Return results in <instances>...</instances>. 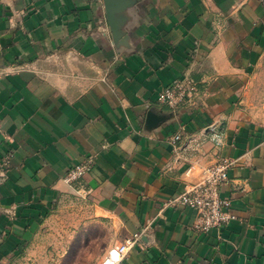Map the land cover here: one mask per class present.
<instances>
[{
	"label": "crops",
	"instance_id": "0c3cea01",
	"mask_svg": "<svg viewBox=\"0 0 264 264\" xmlns=\"http://www.w3.org/2000/svg\"><path fill=\"white\" fill-rule=\"evenodd\" d=\"M263 63L264 0H0V264H28L89 156L84 198L118 226L113 246L141 233L120 264H264ZM185 74L193 103L157 104ZM220 157L236 160L220 195L237 219L199 232L165 204Z\"/></svg>",
	"mask_w": 264,
	"mask_h": 264
},
{
	"label": "built area",
	"instance_id": "2783aa9c",
	"mask_svg": "<svg viewBox=\"0 0 264 264\" xmlns=\"http://www.w3.org/2000/svg\"><path fill=\"white\" fill-rule=\"evenodd\" d=\"M197 82L191 75L185 74L175 79L163 88L157 96V104L168 106L176 111L186 104L193 103L199 91ZM12 141L11 137H8ZM180 135L169 138L170 144L177 149ZM11 163V154L0 158V186L6 181ZM94 163V157L84 158L79 164L72 166L63 176V181L84 197L85 191L82 181ZM236 164V160L220 157L216 163L207 166L202 171V177L197 182H185L179 194L169 199L165 206H183L196 213L193 228L199 232L208 233L211 230H221L237 216L231 209V201L220 195L222 186L228 183L229 170ZM141 233H136L120 244L110 248L101 264H120L129 251L139 243Z\"/></svg>",
	"mask_w": 264,
	"mask_h": 264
},
{
	"label": "rangeland",
	"instance_id": "374dc122",
	"mask_svg": "<svg viewBox=\"0 0 264 264\" xmlns=\"http://www.w3.org/2000/svg\"><path fill=\"white\" fill-rule=\"evenodd\" d=\"M251 77L250 101L256 113L264 116V63ZM119 236L118 226L112 220L95 217L87 198L74 195L61 202L45 222L27 262L101 264Z\"/></svg>",
	"mask_w": 264,
	"mask_h": 264
}]
</instances>
